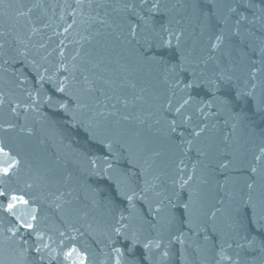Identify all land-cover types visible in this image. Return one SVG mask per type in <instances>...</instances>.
I'll list each match as a JSON object with an SVG mask.
<instances>
[{
	"label": "water",
	"instance_id": "95a60500",
	"mask_svg": "<svg viewBox=\"0 0 264 264\" xmlns=\"http://www.w3.org/2000/svg\"><path fill=\"white\" fill-rule=\"evenodd\" d=\"M28 1L99 264H264V0Z\"/></svg>",
	"mask_w": 264,
	"mask_h": 264
},
{
	"label": "snow or ice",
	"instance_id": "6c2138e0",
	"mask_svg": "<svg viewBox=\"0 0 264 264\" xmlns=\"http://www.w3.org/2000/svg\"><path fill=\"white\" fill-rule=\"evenodd\" d=\"M63 89H61V91H62ZM5 173H7V170L5 169Z\"/></svg>",
	"mask_w": 264,
	"mask_h": 264
}]
</instances>
